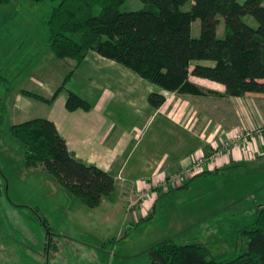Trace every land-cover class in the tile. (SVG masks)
Returning <instances> with one entry per match:
<instances>
[{"label":"crops","instance_id":"obj_1","mask_svg":"<svg viewBox=\"0 0 264 264\" xmlns=\"http://www.w3.org/2000/svg\"><path fill=\"white\" fill-rule=\"evenodd\" d=\"M90 59L102 67H84ZM61 64L64 76L61 74L59 85L50 86L35 76L32 86L12 94L8 91L4 98V114H8L12 126L39 118L51 121L69 152L83 163L110 174L115 180L116 192L100 206L106 205L119 213L125 211V221L132 218L136 222L151 214L157 216L159 208L164 210L163 204L166 198L170 199V192L186 188V198L194 184L204 186L211 178H224L229 186L223 181L201 198L200 206L197 201L191 204L193 207L187 205V211L179 217L180 224L173 226L175 232L198 228L200 232L188 237V241L205 248L207 236L211 238L213 233L220 232L218 224L224 222L230 212L257 215L260 211L257 209L264 205L263 95L225 97L222 95L224 86L194 76L189 80L201 90L200 95L167 93L93 52L71 75L65 90L51 105L21 94L26 91L50 99L62 85L73 61ZM8 71L13 77L18 74L16 67ZM73 82L76 90L71 87ZM67 91L86 101L91 110L68 111L65 107ZM152 93L165 97L158 109L148 103ZM237 134L246 136L247 142L223 149L221 155L206 162L202 174L181 186L169 183L171 177L190 167L198 158L213 157L215 151L222 149V144ZM241 187L247 195H238ZM148 191L151 199L144 203L138 201L140 194ZM258 191L261 198L255 197L258 202L252 205L254 197L249 195ZM238 223L239 228L232 224L231 230L242 234L245 224ZM231 230L226 231L230 233ZM222 235L217 237L219 241L225 240Z\"/></svg>","mask_w":264,"mask_h":264},{"label":"trees","instance_id":"obj_2","mask_svg":"<svg viewBox=\"0 0 264 264\" xmlns=\"http://www.w3.org/2000/svg\"><path fill=\"white\" fill-rule=\"evenodd\" d=\"M10 1L0 0V4ZM125 1L33 0L36 4L57 2L45 22L49 48L61 62L71 60L73 64L50 99L26 91L21 94L51 105L93 52L167 93L200 95L201 90L189 80L194 76L224 86L225 97L264 96V0H141L143 9L121 12ZM189 1V9L182 10ZM99 5L102 10L96 15L94 10ZM247 17L257 26L246 23ZM197 20L200 35L194 38L192 25ZM220 20L224 22V34L219 39ZM4 73L1 76L0 70V125L4 98L14 79L12 72ZM164 102L165 97L158 93L148 97L153 109ZM65 107L70 112L91 110L86 101L70 91ZM9 130L23 149L24 167L41 168L84 206L98 208L116 192L114 178L69 152L51 121L32 119ZM242 234L248 239L247 249L232 260L216 261L202 245H177L170 239L147 253L151 264H264V208Z\"/></svg>","mask_w":264,"mask_h":264},{"label":"rangeland","instance_id":"obj_3","mask_svg":"<svg viewBox=\"0 0 264 264\" xmlns=\"http://www.w3.org/2000/svg\"><path fill=\"white\" fill-rule=\"evenodd\" d=\"M56 4H36L33 0H11L6 5L0 4L1 76L12 67L18 71L10 85V94L32 86V77L35 76L50 86L60 84V76L62 74L63 77L64 72L60 68V60L49 48L45 24ZM144 7L141 0H127L119 10L133 12ZM189 7L190 1L182 10ZM101 10L99 5L94 13L98 15ZM244 21L251 27L257 26L250 17ZM223 34L224 22L220 20L217 37L220 39ZM199 35L200 20H197L192 25V36L197 38ZM202 64L210 65L209 62ZM93 65L102 67L92 59L84 67ZM71 87L77 89L74 82ZM62 95L66 96V93ZM3 119L0 125V264H151L147 252L155 245L169 239L177 245L191 244L188 237L196 236L200 232L198 228L190 232H175L173 226L180 224L182 219L179 217L187 211V205H195L197 201L200 206L202 197L226 182L224 178H211L208 185L196 183L186 198L184 195L188 189L172 191L170 199L166 198L163 204L165 209L159 208L157 216L151 214L147 219L134 222L131 218L126 222L125 211H112L106 205L88 208L60 188L41 168L26 169L23 149L10 136L12 123L8 114H4ZM224 185L229 186L230 183L227 181ZM245 191L241 187L238 195H247ZM258 194L259 191L249 195L254 197L250 202L252 205L261 198ZM259 208L257 210L264 205ZM256 216L233 215L232 212L226 215L225 221L218 224L220 232H212L211 238L207 236L211 257L216 261L232 260L245 251L248 239L232 231V224L239 228L238 222L241 221L245 230L254 224ZM226 230L232 232L227 233ZM221 234L224 241L217 238Z\"/></svg>","mask_w":264,"mask_h":264},{"label":"built area","instance_id":"obj_4","mask_svg":"<svg viewBox=\"0 0 264 264\" xmlns=\"http://www.w3.org/2000/svg\"><path fill=\"white\" fill-rule=\"evenodd\" d=\"M241 141L246 143L247 142L246 136L241 135V134L233 135V137L227 143H224L221 145L222 146L221 150L215 151V154H213V157H210V158L200 157V158H198L197 160H195L193 162V164L190 167L182 170L180 173L171 177L169 179V183L171 185H174V186H178V185L181 186L187 180L192 179V178L202 174L204 171V167L206 165V162L208 160H211L212 158L218 157L219 155H221L223 149L228 150V149H230L231 146H234V147L238 146V143ZM149 199H151V192L150 191L145 192V193H141L138 201H141L142 203H144L145 201H147Z\"/></svg>","mask_w":264,"mask_h":264}]
</instances>
